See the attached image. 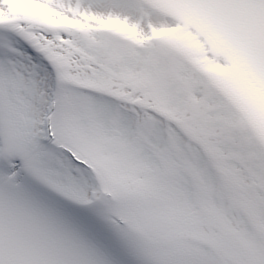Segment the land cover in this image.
Returning <instances> with one entry per match:
<instances>
[{
    "label": "snow or ice",
    "instance_id": "obj_1",
    "mask_svg": "<svg viewBox=\"0 0 264 264\" xmlns=\"http://www.w3.org/2000/svg\"><path fill=\"white\" fill-rule=\"evenodd\" d=\"M0 264H264V0H0Z\"/></svg>",
    "mask_w": 264,
    "mask_h": 264
}]
</instances>
